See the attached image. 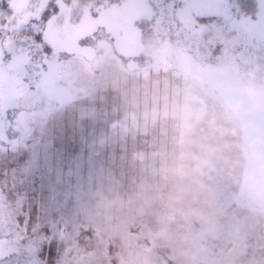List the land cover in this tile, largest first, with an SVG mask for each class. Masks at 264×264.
Wrapping results in <instances>:
<instances>
[{
    "label": "rangeland",
    "instance_id": "374dc122",
    "mask_svg": "<svg viewBox=\"0 0 264 264\" xmlns=\"http://www.w3.org/2000/svg\"><path fill=\"white\" fill-rule=\"evenodd\" d=\"M162 6L72 0L71 31L99 34L73 44L91 88L0 146V193L44 238L40 264L79 224L84 264H264V48L244 47L247 24L178 36Z\"/></svg>",
    "mask_w": 264,
    "mask_h": 264
},
{
    "label": "snow or ice",
    "instance_id": "6c2138e0",
    "mask_svg": "<svg viewBox=\"0 0 264 264\" xmlns=\"http://www.w3.org/2000/svg\"><path fill=\"white\" fill-rule=\"evenodd\" d=\"M254 6L253 12H247L244 0H163L161 14L182 16L178 36L201 29L213 39L217 33L227 39L247 24L244 47L264 48V0H254ZM74 11L72 0H0V146L4 150L18 147L9 132L27 135L36 121L76 103L90 90L80 77L73 49L74 42L77 50L86 47L87 39L71 31ZM21 211L19 204L13 210L0 193V262L13 264L8 258L15 257V264H40L36 255L45 240L38 229L29 236ZM93 238L94 229L80 224L72 233H59L64 244L60 264H84L86 245Z\"/></svg>",
    "mask_w": 264,
    "mask_h": 264
},
{
    "label": "trees",
    "instance_id": "16d2710c",
    "mask_svg": "<svg viewBox=\"0 0 264 264\" xmlns=\"http://www.w3.org/2000/svg\"><path fill=\"white\" fill-rule=\"evenodd\" d=\"M83 1H87V2H90V1H93V0H83ZM99 3H101V2H105V1H107V2H111V3H114V2H117V1H120V0H97ZM99 29H102V30H104V34L103 35H107V37L108 38H111V35L108 33V32H106L107 30H105L104 28H99ZM142 29H143V41H144V37L146 36V29H145V27L142 25ZM99 36V34L98 33H94V34H91L89 37L88 36H86V40L84 41V42H88L89 40H88V38L89 39H93L94 37H98ZM112 39V38H111Z\"/></svg>",
    "mask_w": 264,
    "mask_h": 264
}]
</instances>
